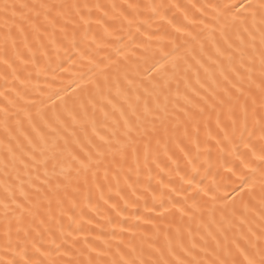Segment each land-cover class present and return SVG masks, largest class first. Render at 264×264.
Segmentation results:
<instances>
[{
	"label": "snow or ice",
	"instance_id": "obj_1",
	"mask_svg": "<svg viewBox=\"0 0 264 264\" xmlns=\"http://www.w3.org/2000/svg\"><path fill=\"white\" fill-rule=\"evenodd\" d=\"M101 7L87 2L28 5L5 0L0 4L4 28L0 62L11 69L16 79H19L17 71L26 70L28 65L39 76L42 61L51 67L49 48H55L58 54L57 44L66 41L67 46L75 49L78 31L91 23L93 8ZM196 10L200 13L199 19L189 20L187 15L184 19L189 25L198 23L203 27L195 36L191 31L184 34L192 42H198V56H191L194 64L185 60L180 79H176L179 65L174 62L172 74L161 75L164 64L159 60L149 69L156 76L147 79V83L138 82L127 72L122 77L119 74L110 77L103 70L98 79L94 69L103 61L90 59L89 72L93 75L88 81L81 76L68 87L47 94L46 99L41 92V98L30 101V106L36 109L35 118L28 109L12 114L15 129L9 126L8 108H0L6 138V142L0 141L3 176L0 179V240L4 254H11L9 259H0V264H43L28 255L29 246L39 252L38 243L53 226L61 225L65 215L79 207V197L90 199L91 190L96 188L103 199V188L107 185L111 189L113 181L117 189L121 181L132 188L140 183L142 167L147 171L150 186L153 177L149 162L159 168L161 146L167 156L169 143L175 145L195 172V176L181 177V180L190 188L196 176L200 180L195 183L191 204L187 203L188 196L183 203L169 200L170 206L161 199L157 215L162 218L175 212L181 222L185 217L189 221L198 219L197 231L204 230L199 236L202 242L199 250L212 258L197 259L193 250L198 245L190 227L185 229L190 238L191 247H188L181 228L176 227L173 234L168 230L172 225H166L165 247L149 245L157 254L155 259L149 255L146 260L142 252L137 255L135 247L125 245L128 252L117 247L119 260L113 259L110 264H264V0H222L201 5ZM183 31L181 27L175 28L176 33ZM121 51L116 50L118 55ZM170 55L164 53L161 59L167 61ZM104 59L109 65L115 63L111 56ZM57 67L66 70L63 65ZM181 81L183 95L179 91ZM173 82L177 101L170 100ZM89 83L91 91L87 89ZM66 96L74 97L70 108ZM57 101L62 113L56 111ZM48 107L52 110L51 120L46 118ZM20 112L24 113L23 120ZM213 117L215 136L210 127ZM213 139L224 162L213 172L212 165L205 160L208 168L201 175L203 165L198 167L195 161L199 160L202 148L211 154ZM221 145L230 146L231 160L223 158L225 147ZM168 159L171 161L172 157ZM257 205L254 215L259 223L249 221L247 216ZM238 206L242 207L239 213ZM148 211H155V207ZM136 219L139 222L141 217ZM143 223L151 225L155 238H159L161 231L151 218L143 219ZM120 231L129 229L122 226ZM84 247L89 252L95 251L87 237ZM75 264L102 262L89 257L76 260Z\"/></svg>",
	"mask_w": 264,
	"mask_h": 264
},
{
	"label": "bare ground",
	"instance_id": "obj_2",
	"mask_svg": "<svg viewBox=\"0 0 264 264\" xmlns=\"http://www.w3.org/2000/svg\"><path fill=\"white\" fill-rule=\"evenodd\" d=\"M4 2L5 0H0V4ZM8 2L28 5L87 2L90 5L102 6L99 10L93 8L91 23L78 31L76 37L77 47L75 49L67 46L66 41L57 44L58 54L55 48H49L51 67L42 61L39 76L36 75V69L32 65H28L26 70L20 68L17 71L16 75L19 76V79H16L11 69H7L0 62V108H8L9 126L15 129V117L12 114L17 113L20 109H28L35 118L36 109L30 106V101L41 98V92L45 94L43 98L46 99L47 94L68 87L73 80L79 81L81 76L84 77V81H88L89 77L93 75L89 72V68L92 67L89 64L90 59L97 62L103 61L99 64V68L94 69L98 79L100 78L99 73L103 70L110 77L117 74L122 77L127 72L131 78L138 82L143 80L147 83V79L156 76L155 71L150 73L149 69L158 60L164 64L161 75L164 73L172 74L173 62L179 65L176 79H180L186 66L185 60L194 64L191 56H198L199 51L198 42H192L191 37L184 33L191 31L195 36L203 27L198 23L189 25L184 19L185 15L189 20L194 17L199 19L200 13L197 12V8L208 3H220L222 0H8ZM129 5H132V7H128ZM160 5L164 7H159ZM192 5H196V8H193ZM153 6H156L155 9H153ZM97 20H99V23H97ZM176 27H181L184 31L176 33ZM85 31L87 35H85ZM3 32V17L0 16V49H2L3 44ZM70 38L71 30L69 31ZM58 39H60L59 35ZM200 40H204V36H200ZM172 41H175V44ZM184 41L190 43L185 44ZM117 49L122 50L119 55L116 52ZM189 50H191V53ZM164 53L171 54L167 61L161 59ZM107 56H111L112 61L115 63L109 65V62L104 59ZM57 65H63L66 70L62 71ZM28 72L32 73L31 77L28 76ZM201 75L203 76V73ZM72 87H75V85H72ZM87 89L92 90L90 83L87 85ZM179 91L180 95L184 94L185 89L182 81L180 82ZM65 100L67 101V107H72L74 97L66 96ZM170 100H178L175 82L172 84ZM8 101L13 103L9 104ZM56 103L57 113H62L63 110L59 101ZM179 103L182 104L183 101L179 100ZM50 104L51 102H49ZM169 107H171V103ZM46 112V118L51 120V108L48 107ZM23 116L24 113L20 112L22 120ZM3 119L4 114L0 112V141L6 142ZM23 122L24 127L27 128V121L24 120ZM37 123L39 124L38 120ZM210 127L215 136L214 117ZM100 131L103 133V129H100ZM180 131L182 132L183 129L181 128ZM201 138L203 139V131ZM153 147H155V141ZM211 147L212 152L210 155L202 148L199 160L195 161L198 167L203 165V167H200L201 175L208 168V164L204 163L205 160L210 162L213 172L220 163L224 162L220 158L221 154L216 149L215 139L211 141ZM221 147H225L223 158L231 160L232 157L229 156L228 152L230 146L221 145ZM0 152H2V148H0ZM168 156L172 157L171 161ZM177 163L179 170H177ZM159 164L160 167L157 168L151 161L149 162L148 166L152 169L151 175L153 177L150 186L147 180V171L142 167L140 183L134 184L132 188L127 187L121 181L120 187L117 189L113 181L111 189L107 185L103 188V199H101V191L96 188L91 190L90 199L79 197V207L65 215L62 218L61 225L53 226L51 232L44 236L43 240L37 245L40 248L39 252H35L29 246L28 255L33 259L43 261V264H68L69 261L75 264L76 260L84 261L89 257L93 260L99 259L102 264H110L113 259L119 260L117 247L122 252L127 253L128 248L125 245H130L136 248L137 255L142 252L144 259L147 260L149 255L155 259L157 254L149 245L157 248L165 247L163 237L166 230L165 226L172 225V229L168 230L174 234V229L180 227L184 234V242L188 247H191L190 238L187 236L185 229L190 227L198 245L193 253L197 256V259H211V256L199 250V245L202 243L199 236L203 234L204 230L201 228L199 232L197 231L198 219L189 221L185 217L181 222L179 214L175 212L165 214L162 218L157 215V212L160 211L161 199H163L166 206H170L168 205L169 200L183 203L184 197L188 196L187 203L191 204L193 201L190 197L194 195L193 189L196 181L200 180V176L195 177L191 188L186 181L181 180V177L190 178L195 176V172L192 165L188 164L183 154L172 143H169L167 156L164 155L163 146H161ZM161 168L163 171L160 170ZM0 179H3L2 173H0ZM133 181H135V177H133ZM105 200L108 201L107 204L104 203ZM256 200H259L258 190ZM113 205L116 207L113 208ZM153 207H155V211H148ZM257 210L258 205L247 213L249 221L260 222L258 217L254 215ZM240 211H242V207L238 206V213ZM117 212H119V215H117ZM69 216L72 219H69ZM137 216L141 217L139 222L136 219ZM145 218H151L153 223L160 229L159 238H155V230L151 225L143 223ZM217 218H219V213H217ZM122 226L128 228L129 231L121 233L120 228ZM244 231H247V226H245ZM113 235H115V238H113ZM228 235L231 238L232 233L230 232ZM85 237H87L89 244L95 248V251L89 252L84 247ZM96 237H100V239H96ZM121 240L123 241L122 244L119 243ZM101 252H106L107 255L98 256L97 253ZM9 258H11V254L9 253L7 256L4 254L2 240H0V259ZM126 258L128 257L126 256ZM186 259H191V257H186Z\"/></svg>",
	"mask_w": 264,
	"mask_h": 264
}]
</instances>
